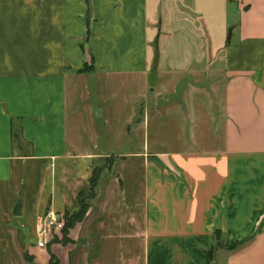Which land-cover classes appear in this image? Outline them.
<instances>
[{
	"label": "crops",
	"instance_id": "1",
	"mask_svg": "<svg viewBox=\"0 0 264 264\" xmlns=\"http://www.w3.org/2000/svg\"><path fill=\"white\" fill-rule=\"evenodd\" d=\"M84 66L92 69L79 72ZM218 70L221 86L188 84L218 106L215 134L198 137L201 129L176 152L150 151L144 142L112 150L116 160L99 171L68 241L37 246L39 218L77 210L78 193L89 188L87 159L102 157L82 152L81 137L69 135L85 78L124 75L132 84L152 71L192 79ZM128 117L141 124L136 106ZM79 156L84 180L70 190L52 181L35 213V243L15 242V256L0 240V264H49V252L57 264H116L107 263L114 234L138 243L121 264H209L216 232L237 246L218 247L214 264H264V0H0V190L13 197L10 210L20 199L23 214L21 190L39 161L61 160L59 170L68 172L64 161ZM129 161L140 169L138 181L118 172Z\"/></svg>",
	"mask_w": 264,
	"mask_h": 264
},
{
	"label": "rangeland",
	"instance_id": "2",
	"mask_svg": "<svg viewBox=\"0 0 264 264\" xmlns=\"http://www.w3.org/2000/svg\"><path fill=\"white\" fill-rule=\"evenodd\" d=\"M229 33L228 28L226 36ZM218 71L215 78L196 76L192 79L185 75L171 77L164 74L160 76V73L152 71L146 80L137 82V79H134L132 84L124 75L109 77L101 74L85 78L88 90L81 89L80 98L74 106H71V111L75 114L69 120V135L74 138L81 137L78 144L82 152L102 154L101 158H91L90 161L85 158L87 159L85 167L90 169V176L92 173L98 174L103 167L110 166L116 160L112 152L115 149H140L144 142L149 146L150 151L176 152L183 146L191 147L193 145L191 137L195 132L199 133L201 129L204 131L203 136L198 134L197 136L207 139L212 122L215 129L220 126L217 119L219 115L216 114L218 106L207 104L205 96L190 90L188 84L191 81L197 86L205 87L211 84L221 86L223 79L220 76L223 73L221 70ZM143 87L146 88L143 89ZM215 101L221 103V98L217 96ZM185 104L191 112L188 118H186L187 115L183 109ZM132 105L137 108L141 124L128 122V114ZM102 110L103 112L100 113ZM192 110H195V113H192ZM208 116L210 117L208 118ZM211 116L216 117V120L213 119V121ZM127 125L129 128L131 127L130 131H127ZM212 131L215 134L213 128ZM126 135L132 137L128 138ZM198 145L210 146L209 143H204V140H201ZM105 149L107 151L103 152ZM82 161L83 157L81 156L74 160L64 161V166H68L70 169L67 170L68 172L59 170L62 164L61 160L53 161V165H49L47 161H39L36 166L37 173L31 175L30 184L25 186L26 189L23 187L21 190L24 196L22 215L12 214L13 206L18 201H14L10 210L13 197H7L6 192L0 190V228L3 226V229L0 230L1 249H8V245H10L13 255L16 256L17 245L14 244L15 242L23 246L35 243L36 237L33 231L35 213L39 203L47 202L51 182L53 181L57 185L60 180H64V185L68 186L70 190L75 184L84 180ZM129 162L118 164V172L124 175L133 172L135 181H138L140 169L134 161ZM32 165L34 164H30L31 167ZM106 181L104 178L100 180L101 187L106 186ZM78 195L81 204L84 207L87 206L92 195L88 187ZM65 200L66 204H73V197H70L69 192L65 196ZM73 212V210H64L60 215L63 218L69 217ZM137 220L140 221L139 217ZM114 236L115 239L110 245L112 250L111 252L107 250L110 253L107 255V263L113 260L116 264H121L122 258H127L128 250L138 243H135L134 239L122 238L120 234H114ZM101 239L106 240L100 237ZM215 244L214 253L218 247L225 246V238L220 236ZM103 245L104 243H102ZM104 248L102 249L104 250ZM104 257L106 255L101 254L103 262Z\"/></svg>",
	"mask_w": 264,
	"mask_h": 264
},
{
	"label": "trees",
	"instance_id": "3",
	"mask_svg": "<svg viewBox=\"0 0 264 264\" xmlns=\"http://www.w3.org/2000/svg\"><path fill=\"white\" fill-rule=\"evenodd\" d=\"M89 69H92V66H84L81 69H79L78 71L79 72H83V71H86V70H89ZM97 179H98V174L97 173H92V175L89 178V185H88L89 188H88V190H90V192L92 193L91 197L93 196V190H94L95 184L97 182ZM78 196H77L78 209L75 210L73 213H71L69 217H64L63 218L64 219V227L62 229V237L60 239H58V237L54 236L53 239L50 242L66 243L68 241V237H67L68 229L73 227L74 224L77 221H80L83 218L88 205L84 207L81 204V202L78 200L79 199ZM215 235H216L215 236V241H217L219 239V233L216 232ZM236 246H237L236 243L225 244V247L227 249H234V248H236ZM215 249H216V244L207 252V257L209 259V264H214V250ZM49 253H50L49 264H57L58 260L55 257V255L52 252H49ZM24 256H25L26 259H28V256H27L26 253H25Z\"/></svg>",
	"mask_w": 264,
	"mask_h": 264
},
{
	"label": "built area",
	"instance_id": "4",
	"mask_svg": "<svg viewBox=\"0 0 264 264\" xmlns=\"http://www.w3.org/2000/svg\"><path fill=\"white\" fill-rule=\"evenodd\" d=\"M63 227V217L52 210H47L37 222V246L45 247L57 233L62 232Z\"/></svg>",
	"mask_w": 264,
	"mask_h": 264
},
{
	"label": "water",
	"instance_id": "5",
	"mask_svg": "<svg viewBox=\"0 0 264 264\" xmlns=\"http://www.w3.org/2000/svg\"><path fill=\"white\" fill-rule=\"evenodd\" d=\"M228 36H230V34H228ZM183 109L186 113V109H185V106H183ZM20 199H18V202L14 205L13 207V215H19L20 214Z\"/></svg>",
	"mask_w": 264,
	"mask_h": 264
}]
</instances>
